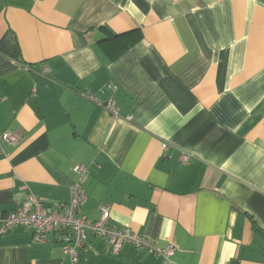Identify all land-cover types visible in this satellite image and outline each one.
<instances>
[{
	"label": "crops",
	"instance_id": "1",
	"mask_svg": "<svg viewBox=\"0 0 264 264\" xmlns=\"http://www.w3.org/2000/svg\"><path fill=\"white\" fill-rule=\"evenodd\" d=\"M6 132L0 264H72L66 232L1 229L31 195L68 202L77 164L84 216L107 205L115 226L176 245L111 255L90 236L80 264H264V0H0Z\"/></svg>",
	"mask_w": 264,
	"mask_h": 264
},
{
	"label": "built area",
	"instance_id": "2",
	"mask_svg": "<svg viewBox=\"0 0 264 264\" xmlns=\"http://www.w3.org/2000/svg\"><path fill=\"white\" fill-rule=\"evenodd\" d=\"M47 68L42 70L46 72ZM112 90L114 87L109 86ZM90 102L105 110L113 120L120 119L119 110L113 97L105 101L99 99L96 94L87 92L83 95ZM131 119L130 117L128 118ZM19 138L8 132L0 134L2 143L16 144ZM191 155L181 153L179 160L186 162ZM77 174V181L70 188V199L65 203L51 206L44 204L43 200L31 195L22 205L7 213L2 220L1 232L5 233L12 227L22 226L32 232V241L45 243L50 235L58 232L68 233L65 237L71 243L65 248L72 264H80L85 253V243L88 237L93 236L103 240L104 251L116 255L124 243H129L137 250L167 258L174 254L176 245L172 242L164 247H159L149 239L134 234L126 228H119L110 221V208L107 205L99 207V218L91 220L81 213V209L87 201L84 183L87 179L88 170L80 164L73 167Z\"/></svg>",
	"mask_w": 264,
	"mask_h": 264
},
{
	"label": "trees",
	"instance_id": "3",
	"mask_svg": "<svg viewBox=\"0 0 264 264\" xmlns=\"http://www.w3.org/2000/svg\"><path fill=\"white\" fill-rule=\"evenodd\" d=\"M115 38L119 37V35H114ZM139 36L136 35L134 38L128 39L126 38V42L118 47L116 50H114L115 54H111L110 57L112 59L118 57L121 53H123L126 49H128L131 45H133L137 40Z\"/></svg>",
	"mask_w": 264,
	"mask_h": 264
}]
</instances>
